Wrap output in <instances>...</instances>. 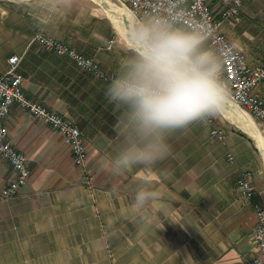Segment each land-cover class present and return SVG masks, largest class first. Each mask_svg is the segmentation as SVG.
I'll return each instance as SVG.
<instances>
[{
    "label": "crops",
    "instance_id": "crops-1",
    "mask_svg": "<svg viewBox=\"0 0 264 264\" xmlns=\"http://www.w3.org/2000/svg\"><path fill=\"white\" fill-rule=\"evenodd\" d=\"M103 6L0 0V71L9 56H19L24 91L80 128L93 172L89 188L61 134L13 106L8 137L27 155L31 176L16 195L0 192V264H247L257 253L256 217L236 178L240 169L253 171V198L264 208V155L254 137L223 125L226 139H215L206 117L175 130L170 155L152 169L117 174L109 164L121 141L119 110L105 96L110 80L32 41L40 29L113 75L127 48ZM222 30L257 69L264 61V0H243L239 17ZM253 93L264 101V79ZM13 174L0 157V191ZM141 178L158 196L137 208Z\"/></svg>",
    "mask_w": 264,
    "mask_h": 264
},
{
    "label": "clouds",
    "instance_id": "clouds-1",
    "mask_svg": "<svg viewBox=\"0 0 264 264\" xmlns=\"http://www.w3.org/2000/svg\"><path fill=\"white\" fill-rule=\"evenodd\" d=\"M181 17L178 8L150 13L126 33L132 46L126 45L105 89L119 110L121 141L109 160L117 174L152 169L170 155L169 136L175 130L217 114L230 100L224 56L208 46L205 28L186 26ZM148 184L141 178L134 197L137 208L158 196Z\"/></svg>",
    "mask_w": 264,
    "mask_h": 264
},
{
    "label": "built area",
    "instance_id": "built-area-1",
    "mask_svg": "<svg viewBox=\"0 0 264 264\" xmlns=\"http://www.w3.org/2000/svg\"><path fill=\"white\" fill-rule=\"evenodd\" d=\"M117 1L131 11L136 21L150 13L155 14L178 8L182 13L181 23L186 26L198 24L205 28L209 33L208 40L212 48L219 49L224 56L223 78L231 92L230 101L251 117L254 116L264 123V101L253 93V89L264 79V61L257 69H251L246 63L245 53L238 49L222 30L224 22L239 17L243 0ZM32 41L45 50L72 59L80 69L95 74L103 80H110L113 76L104 71L93 57L82 53L67 42L46 35L40 29L35 31ZM19 60L16 54L9 56L7 68L0 72V157L8 161L14 173L1 188V194L6 198L16 195L20 188L27 184L31 176L27 155L13 145L8 137L6 118L15 105L62 135L64 143L72 153L74 163L82 169L83 181L90 186L92 175L88 168V154L80 128L62 113L49 108L24 91L22 86L24 75L18 69ZM207 121L210 125L211 136L225 140V130L211 118L207 117ZM227 159L231 162L235 161L231 151L227 152ZM236 185L256 217L253 237L257 245V253L247 264H264V208L253 198L255 195L253 171L249 168L240 169Z\"/></svg>",
    "mask_w": 264,
    "mask_h": 264
},
{
    "label": "bare ground",
    "instance_id": "bare-ground-1",
    "mask_svg": "<svg viewBox=\"0 0 264 264\" xmlns=\"http://www.w3.org/2000/svg\"><path fill=\"white\" fill-rule=\"evenodd\" d=\"M107 10H108V14L111 16V18L114 21V24L117 26L118 29H121L122 27L121 24L125 27V29H123L125 31H123L122 29L121 31L123 32L124 37H126V33L130 29L127 28L129 26V21H130L129 13L122 10L121 8L117 7L114 4L110 5V7H108ZM130 43L132 42L130 41ZM223 109L225 111V116L228 119L230 118L233 122L237 123L241 128H243L250 136L254 137V140L257 142L259 148L261 149L264 155V137L260 132V130L258 129V126H256L254 120H252L251 117L247 115L245 111L241 110L236 105L232 104L230 101L226 104L225 107H223Z\"/></svg>",
    "mask_w": 264,
    "mask_h": 264
},
{
    "label": "rangeland",
    "instance_id": "rangeland-1",
    "mask_svg": "<svg viewBox=\"0 0 264 264\" xmlns=\"http://www.w3.org/2000/svg\"><path fill=\"white\" fill-rule=\"evenodd\" d=\"M97 2L101 3L108 9V7H110V5L114 4L117 7L121 8L122 10L126 11L129 13L130 16V21H129V26L127 28H130L129 31H132V29L134 28V25L136 23V19L134 18V16L132 15L131 11L129 9H127L126 7H124L123 5H121L117 0H96ZM126 8V9H125ZM129 10V11H128ZM108 11V10H107ZM123 21V19H122ZM255 24H259L260 25V21L254 19L253 20ZM133 25V26H132ZM116 26V25H115ZM121 29H125V27L121 24ZM124 27V28H123ZM117 28V26H116ZM121 29L117 28V37H119L123 43H125L126 45H128L129 47L132 46V43H130L129 40H127L126 37H124L123 32L121 31ZM125 31V30H123ZM122 32V34H121ZM129 43V44H128ZM1 72V71H0ZM224 79V78H223ZM230 101V100H229ZM231 102V101H230ZM232 103V102H231ZM233 104V103H232ZM235 105V104H234ZM239 108V107H238ZM242 110V109H241ZM56 111V110H55ZM58 112V111H57ZM246 112V111H245ZM247 114V113H246ZM248 115V114H247ZM250 116V115H249ZM251 117V116H250ZM209 118H211L216 124L220 125L222 128L224 127L223 125L229 126V127H234V128H238L239 130L243 131L244 133L248 134L247 132H245V130L243 128H241L237 123L233 122L230 118V120L225 116V111L222 108L217 114L209 116ZM252 120H254L256 126H258L259 130L261 131L262 135L264 136V123L259 120L256 117H251ZM232 121V122H231ZM224 129V128H223ZM249 135V134H248ZM62 136V135H61ZM252 137V136H251ZM63 139V137H62ZM64 141V140H63ZM13 144V143H12ZM14 145V144H13ZM22 151V150H21ZM4 159V158H3ZM7 161V160H6ZM8 162V161H7ZM9 164V163H8ZM10 165V164H9ZM11 167V166H10ZM88 168L90 169L91 175H92V179H93V172H92V168L88 163ZM12 169V168H11ZM82 171V169H81ZM83 180V179H82ZM83 183L91 188L92 186V181H91V185H87L84 181Z\"/></svg>",
    "mask_w": 264,
    "mask_h": 264
}]
</instances>
